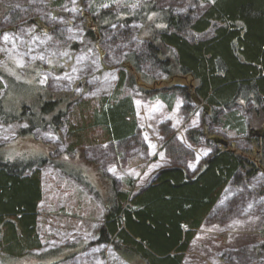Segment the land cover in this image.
Here are the masks:
<instances>
[{
    "label": "rangeland",
    "instance_id": "374dc122",
    "mask_svg": "<svg viewBox=\"0 0 264 264\" xmlns=\"http://www.w3.org/2000/svg\"><path fill=\"white\" fill-rule=\"evenodd\" d=\"M207 2L0 0V152L5 162L33 164L43 186L35 226L39 248L11 260L0 256V264H141L98 240L110 206L104 198L111 196L110 191L130 187L136 195L170 168L180 167L189 178L196 177L204 160L221 148L206 132L234 145L238 155L254 154L257 159L256 153H264V136L253 137L264 131V105L256 108L252 102H242L223 111L222 117L236 113L247 128L256 129L249 134L244 128L246 133L241 135L227 126L236 123L232 118L223 120L227 125L214 123L208 108L192 94L187 100L178 91H168L175 83L195 88L197 82L190 77L168 79L150 63H143L139 69L152 91L131 85L130 77L121 84L129 67L124 63L127 57L145 53L150 43L162 50L164 58H175L170 50L164 53L152 32L167 29L170 12L181 17L201 15ZM108 11L121 21L98 32L94 22ZM185 36L204 42L214 34ZM133 76L140 82L139 76ZM119 88V100L131 101L135 109V137L115 145L71 150L68 133L75 108L87 102L98 106ZM39 96L61 103L53 113L48 110L53 107L44 113L36 102ZM33 111L42 112L48 122L36 118L27 122ZM58 115L56 130L50 120ZM69 150L72 154L67 155ZM64 162L72 168L62 164L65 170H60ZM242 177L226 187L197 231L183 264H264V172Z\"/></svg>",
    "mask_w": 264,
    "mask_h": 264
},
{
    "label": "trees",
    "instance_id": "16d2710c",
    "mask_svg": "<svg viewBox=\"0 0 264 264\" xmlns=\"http://www.w3.org/2000/svg\"><path fill=\"white\" fill-rule=\"evenodd\" d=\"M207 1L209 6L201 15L181 17L170 12L166 19L167 29L152 32L164 53L170 50L175 54L174 61L164 58L162 50L150 43L145 53L127 57L124 63L129 67H125L121 84L125 85L130 77L131 85L151 90L152 85L145 83L147 81L139 69L143 63H150L168 79L190 77L197 82L195 88L175 83L168 91H178L187 100L194 97L208 108L214 123L227 125L226 121L232 118L236 123L230 122L227 126L231 125L229 127L237 129L241 135L254 133L256 129L247 128L236 113L226 117L222 114L242 102H252L256 108L264 105V0ZM86 19L91 18L88 15ZM99 20L94 22L98 32L121 21L118 15L109 11L102 13ZM208 31H212L214 37L204 42L191 41L185 36L186 33L202 35ZM131 74L137 79L139 76L140 82L137 83ZM4 79L2 77V81ZM121 92L119 88L113 98L103 100L98 106L87 102L75 108L70 116L72 125L68 133L73 141L71 150L107 143L115 145L135 137V109L131 101L119 100ZM36 102H40V111L53 113L61 100L44 101L39 96ZM65 102L71 103L70 100ZM47 107L54 109L46 110ZM258 112L263 113V110ZM60 117L54 116L50 120L56 130ZM35 118L48 122L42 112L36 114L34 111L27 122L35 121ZM206 134L211 136V141L220 139L211 133ZM189 135L194 141L195 135ZM174 140L175 137L170 138V142ZM228 145V149L218 148L204 160L203 170L194 178H189L180 167L170 168L162 170L152 184L136 195L130 187L114 194L113 190L110 191L111 196L104 198L105 204L110 206L104 217L105 224L98 233L99 242L130 255L141 264H183L184 255L197 231L212 213L226 187L232 181L241 182L242 175L253 176L264 171L259 170V163L245 158L248 155H238L233 145ZM67 153L72 154L70 150ZM259 153H256L257 159ZM60 164L62 171L65 170L63 165H69ZM33 166L17 161L5 162L0 152V256L5 260L19 258L40 246L35 226L43 200V186L40 174Z\"/></svg>",
    "mask_w": 264,
    "mask_h": 264
},
{
    "label": "flooded vegetation",
    "instance_id": "af4514ba",
    "mask_svg": "<svg viewBox=\"0 0 264 264\" xmlns=\"http://www.w3.org/2000/svg\"><path fill=\"white\" fill-rule=\"evenodd\" d=\"M0 17H1V13H0ZM264 132V131H263ZM262 131H257V135L255 134L253 137H256L257 136V138L258 139H262V137L264 136V133H263ZM251 137H252V134H251ZM216 143H217V141L216 140H214ZM219 142H220V140H219ZM227 142V141H226ZM229 142L227 143V146H226V149H228V147H229ZM233 147L235 148V146L233 145ZM234 152H235V149H234ZM236 153V152H235ZM244 156V155H243ZM245 158H249L250 160H257L256 158H254V157H252V156H250V155H248V157L246 156ZM259 158L261 159V161H260V163H259V165H260V169L259 170H264V167H263V165L262 164H264V156L263 155H260V153H259ZM252 162H254V163H256V161H252ZM264 172V171H263Z\"/></svg>",
    "mask_w": 264,
    "mask_h": 264
},
{
    "label": "water",
    "instance_id": "95a60500",
    "mask_svg": "<svg viewBox=\"0 0 264 264\" xmlns=\"http://www.w3.org/2000/svg\"><path fill=\"white\" fill-rule=\"evenodd\" d=\"M221 143H222L223 146H226V143H224V142H221Z\"/></svg>",
    "mask_w": 264,
    "mask_h": 264
},
{
    "label": "snow or ice",
    "instance_id": "6c2138e0",
    "mask_svg": "<svg viewBox=\"0 0 264 264\" xmlns=\"http://www.w3.org/2000/svg\"><path fill=\"white\" fill-rule=\"evenodd\" d=\"M5 39H7V36H5Z\"/></svg>",
    "mask_w": 264,
    "mask_h": 264
}]
</instances>
